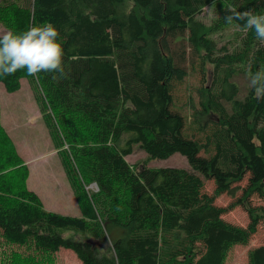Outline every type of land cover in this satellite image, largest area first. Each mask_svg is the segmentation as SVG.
<instances>
[{
	"label": "trees",
	"instance_id": "obj_1",
	"mask_svg": "<svg viewBox=\"0 0 264 264\" xmlns=\"http://www.w3.org/2000/svg\"><path fill=\"white\" fill-rule=\"evenodd\" d=\"M215 1L264 13V0H0L8 30H59L66 75L21 70L0 83L33 86L80 212L44 207L0 124V264H54L61 247L83 264H223L230 245L250 240L264 218L249 201L264 199V101L235 78L263 70L264 43L234 20L238 45L217 46L198 18ZM189 61L204 74L210 64L214 77L183 114L174 89ZM135 144L149 159L179 153L189 168L131 165ZM207 179L218 194L241 191L231 205L246 208V226L222 218ZM248 264H264V244Z\"/></svg>",
	"mask_w": 264,
	"mask_h": 264
},
{
	"label": "rangeland",
	"instance_id": "obj_2",
	"mask_svg": "<svg viewBox=\"0 0 264 264\" xmlns=\"http://www.w3.org/2000/svg\"><path fill=\"white\" fill-rule=\"evenodd\" d=\"M230 11L225 4L215 1L205 6L198 18L206 26L208 36L217 46L233 49L235 45H238L242 33L233 22L229 24L225 21L224 18ZM7 30L0 23V32ZM197 66L189 61L186 77L174 89V103L183 114L191 113L190 107L187 110L188 103L186 105V102L188 99H197L196 91L201 83L211 82L214 77L210 64L204 68L206 74L202 73L200 67ZM261 71H264V67ZM235 81L243 90L244 86H248V74L237 76ZM0 124L15 151L27 166L25 185L39 195L44 207L62 214L79 215L75 190L43 121L36 92L26 79H22L20 88L13 92L6 91L0 83ZM190 126L187 120V128ZM187 128L188 133L194 131ZM126 160L131 165L138 166L189 168L186 158L179 153H174L166 159H149L136 144L133 145L132 153L126 156ZM247 177L248 175L237 185L240 187L246 185ZM204 191L214 195V203L225 209L222 214L224 220L237 226L247 225L249 219L246 208L241 204L231 205L236 197L240 196V190L235 196L226 192L218 194L214 192L213 180L207 179L204 180ZM249 201L250 206H255L254 210L257 212L260 207L264 208V199L261 197L253 195ZM260 244H264V218L259 221L256 232L247 243L229 246L223 264H248V251ZM12 248H17V246ZM19 249L23 251L25 247ZM50 257L54 264H83L72 250L64 247L51 253Z\"/></svg>",
	"mask_w": 264,
	"mask_h": 264
},
{
	"label": "clouds",
	"instance_id": "obj_3",
	"mask_svg": "<svg viewBox=\"0 0 264 264\" xmlns=\"http://www.w3.org/2000/svg\"><path fill=\"white\" fill-rule=\"evenodd\" d=\"M224 19L229 24L240 22L244 31H253L257 40L264 43V13L230 11ZM59 35L52 23L33 24L22 32H0V76H12L21 70L33 77L41 72L66 75ZM248 87L257 101H264V71L249 70Z\"/></svg>",
	"mask_w": 264,
	"mask_h": 264
}]
</instances>
